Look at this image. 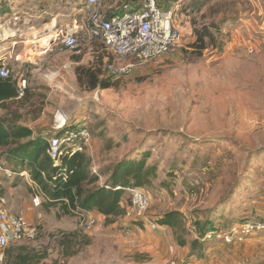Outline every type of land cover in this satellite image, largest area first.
Segmentation results:
<instances>
[{
  "label": "rangeland",
  "instance_id": "1",
  "mask_svg": "<svg viewBox=\"0 0 264 264\" xmlns=\"http://www.w3.org/2000/svg\"><path fill=\"white\" fill-rule=\"evenodd\" d=\"M159 1L174 10L182 41L133 74L113 78L105 71L101 39L84 35L79 54L60 42L69 26L85 18L83 0H0V58H7L16 84L27 82L24 96L0 104V119L48 128L49 137L66 124L87 127L86 154L100 176L92 187L137 151L151 149L147 164H156L160 174L155 187L145 189L151 207L144 220L108 223L100 216L85 229L82 223L94 210H50L35 223L36 239L10 245L45 255L39 264H167L172 256L203 264H264V228H257L264 224V0ZM206 27L214 38L200 53L195 30ZM77 60L94 64L112 87L80 86ZM12 148L0 147L1 184L31 200L39 194L44 203L29 166L7 169ZM123 194L129 202V192ZM172 210L183 213L186 231L179 234L189 242L199 238L201 251L180 246L177 235L159 224ZM248 224L242 240L218 235ZM62 242L75 253L66 256ZM0 254L4 264L5 249Z\"/></svg>",
  "mask_w": 264,
  "mask_h": 264
},
{
  "label": "trees",
  "instance_id": "2",
  "mask_svg": "<svg viewBox=\"0 0 264 264\" xmlns=\"http://www.w3.org/2000/svg\"><path fill=\"white\" fill-rule=\"evenodd\" d=\"M137 1L127 0L124 3L134 4ZM195 34L196 40L193 45L202 53L207 48L208 39L214 38V32L206 27L203 30H195ZM77 61L75 71L80 86L89 90L112 87V82L102 78V71L94 64L87 66ZM105 71L109 75L106 66ZM17 96L18 87L12 76L0 79V104L14 100ZM69 129L76 128H69L66 124L55 133L60 136ZM49 134H36L27 126L8 124L7 121L0 119V147H13L7 154L9 157L7 169L21 172L22 168L30 167L32 180L41 185L46 195L45 202L42 203L46 210L60 208L67 214L78 212V210H96L106 222L113 223L116 218H123L125 215L126 200L123 194L125 188L153 189L156 181L160 179L158 166L147 164L153 155V151L149 149L145 152L137 151L135 155H129L121 160L107 181L92 187L99 182L100 176L91 171L92 164L86 151L74 150L73 146L64 144L58 157L53 159L49 153L51 138ZM117 186H121V189H116ZM208 223H210L209 220ZM159 224L168 226L177 235L180 246L190 245L193 251L203 249L204 243L199 238L189 242L179 234L180 231H186L183 213L180 210L166 212L159 219ZM204 231L201 235L205 234ZM68 235H74V233L70 232ZM62 246L67 251L66 256L75 253L68 252L71 246H67L66 242H62ZM5 252L7 264H39L45 257V255L35 257L30 252H25L23 248L15 246H8Z\"/></svg>",
  "mask_w": 264,
  "mask_h": 264
},
{
  "label": "built area",
  "instance_id": "3",
  "mask_svg": "<svg viewBox=\"0 0 264 264\" xmlns=\"http://www.w3.org/2000/svg\"><path fill=\"white\" fill-rule=\"evenodd\" d=\"M81 11L85 18L75 25L69 26L62 35L61 44L67 49L81 53V41L87 34L88 41L101 39L109 59L106 69L113 78H121L133 74L148 64L176 50L183 39L182 30L175 24L174 10L164 7L159 0H138L134 4H126L122 0H83ZM11 77V70L7 64H0V79ZM26 80L17 83L18 97L26 91ZM91 140V132L87 127L66 130L62 135H54L49 140V153L56 159L64 144L73 146L74 150L86 151ZM116 189H121L117 186ZM130 194V201H126L125 220H144L151 207V200L146 190L137 187L125 188ZM43 198L37 194L33 197L35 206H41ZM97 219L95 216L87 218L82 226L92 228ZM152 227L159 228L157 223ZM242 226L241 230L233 226L228 231L218 235L227 242L238 238L243 239L249 230ZM252 227V226H251ZM257 228H264L259 223ZM130 232V230H129ZM216 234V231L213 232ZM39 235L38 226L25 216L13 214L8 209V199L5 188L0 182V248L5 249L13 243L34 240ZM172 254L175 252L170 247ZM4 264H7L6 262ZM167 264H203L199 260H179L171 257Z\"/></svg>",
  "mask_w": 264,
  "mask_h": 264
},
{
  "label": "crops",
  "instance_id": "4",
  "mask_svg": "<svg viewBox=\"0 0 264 264\" xmlns=\"http://www.w3.org/2000/svg\"><path fill=\"white\" fill-rule=\"evenodd\" d=\"M5 59H7V58H5ZM5 59L4 58H0V61H2L3 64H6V62H5L6 60ZM107 59H109V57H107ZM18 83H19V81H18ZM17 98H20V97L17 96ZM8 101H11V100H8ZM19 125L27 126V127L31 128V129H33L28 124H24V123L21 124V122H20ZM33 130L35 131L36 134L37 133H43V134H46V133L49 134L50 133V129H48V128H43V129H39V130L33 129ZM38 186H39V184H38ZM5 194H6V197L8 199V209H9V211L11 213H13V214L23 215L29 221H31L33 223L41 222V221L44 222L46 220L47 216H48V212L50 210L54 211V209L44 210V207L39 208L42 205L41 206H35L34 203H33V199L31 200L30 197H26L25 194H19L18 190L16 191L15 188L8 187L7 191L5 192ZM42 198H43V196H42ZM82 211L85 212L86 210H82ZM94 211H95V214L93 216H95L96 218H100L101 215L96 210H94ZM120 219H121V217H120ZM2 256H3V254H0V259H1Z\"/></svg>",
  "mask_w": 264,
  "mask_h": 264
},
{
  "label": "bare ground",
  "instance_id": "5",
  "mask_svg": "<svg viewBox=\"0 0 264 264\" xmlns=\"http://www.w3.org/2000/svg\"><path fill=\"white\" fill-rule=\"evenodd\" d=\"M60 119H61L62 124H66L67 121H68V117H67L66 115H62V116H60ZM59 126H60V125H59Z\"/></svg>",
  "mask_w": 264,
  "mask_h": 264
}]
</instances>
